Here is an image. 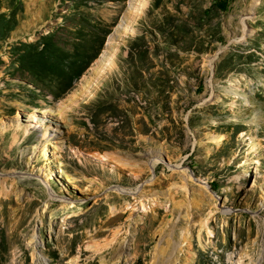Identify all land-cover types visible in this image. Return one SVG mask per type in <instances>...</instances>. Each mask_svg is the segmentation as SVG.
<instances>
[{
    "label": "rangeland",
    "instance_id": "1",
    "mask_svg": "<svg viewBox=\"0 0 264 264\" xmlns=\"http://www.w3.org/2000/svg\"><path fill=\"white\" fill-rule=\"evenodd\" d=\"M129 2L0 0V264H264V0H148L94 78Z\"/></svg>",
    "mask_w": 264,
    "mask_h": 264
},
{
    "label": "bare ground",
    "instance_id": "2",
    "mask_svg": "<svg viewBox=\"0 0 264 264\" xmlns=\"http://www.w3.org/2000/svg\"><path fill=\"white\" fill-rule=\"evenodd\" d=\"M147 4H148V0H130V2L128 4V10H127L128 13H127V15H124L123 19L120 21L121 23L119 24L122 27V33H121V35H118L119 36L118 39L115 38V35L113 33L111 35H109V37L107 38L105 49L101 53L99 59L95 62L94 67L92 69V74L94 75V78H98L100 75L106 74L107 72L111 71L114 68V66H115L114 62H115L116 55L118 53L119 43L123 39H125L129 36H133L135 34V31L133 30V25H135L134 23L137 21V19H139L141 17L143 10L147 7ZM90 85H91L90 83H85L82 87V91L87 92ZM76 97H77V94H74L72 96V98L69 99V102L70 103L74 102V99ZM47 113L46 112L39 113L36 111L32 112L29 115V118L26 119V125L24 126L25 127V130H24L25 133L27 132V134H28L30 131V128L34 129L35 127L41 126L43 123H46L47 121H49L48 118L42 116V114L47 115ZM50 127H52L51 124H49L44 129L45 134H48V135H49V133L54 134V132L51 131ZM48 158H49V154H47V156H46V159H48ZM159 163H162V164L164 163L165 165L168 166V163L164 162L163 159H157V160L153 161L152 163L150 162L149 169L152 171L154 166L156 164H159ZM56 170H54L55 172L50 173V177L48 179H50L52 176H54L58 173V172H56ZM40 180H41L40 181L41 184L43 186H45V188H48V185H47L48 180L45 179V177L40 178ZM120 192L124 193L123 191H120ZM51 198H52V196H51ZM160 256H162V258H164L166 256V258H167V255H165V252H162L160 254ZM168 259H170V258H168Z\"/></svg>",
    "mask_w": 264,
    "mask_h": 264
},
{
    "label": "trees",
    "instance_id": "3",
    "mask_svg": "<svg viewBox=\"0 0 264 264\" xmlns=\"http://www.w3.org/2000/svg\"><path fill=\"white\" fill-rule=\"evenodd\" d=\"M230 1L231 0H212V5L222 12L226 10L227 5Z\"/></svg>",
    "mask_w": 264,
    "mask_h": 264
},
{
    "label": "water",
    "instance_id": "4",
    "mask_svg": "<svg viewBox=\"0 0 264 264\" xmlns=\"http://www.w3.org/2000/svg\"><path fill=\"white\" fill-rule=\"evenodd\" d=\"M114 35H115V38L118 39L119 36L118 35H121L122 33V27L120 25H118L114 31L112 32Z\"/></svg>",
    "mask_w": 264,
    "mask_h": 264
}]
</instances>
